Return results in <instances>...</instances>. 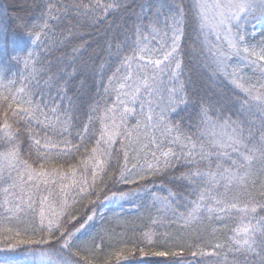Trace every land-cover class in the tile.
<instances>
[{
	"label": "snow or ice",
	"instance_id": "6c2138e0",
	"mask_svg": "<svg viewBox=\"0 0 264 264\" xmlns=\"http://www.w3.org/2000/svg\"><path fill=\"white\" fill-rule=\"evenodd\" d=\"M13 2L0 264H264V0Z\"/></svg>",
	"mask_w": 264,
	"mask_h": 264
},
{
	"label": "trees",
	"instance_id": "16d2710c",
	"mask_svg": "<svg viewBox=\"0 0 264 264\" xmlns=\"http://www.w3.org/2000/svg\"><path fill=\"white\" fill-rule=\"evenodd\" d=\"M6 6H7V8H8V13H7V15H8V16H11V15L14 14L15 4H14L13 0H0V19H5V18H6L5 15H4L5 7H6ZM8 24H9V28H10V26H11V21H10V20H8ZM2 27H3V25L0 24V28H2ZM9 38H10V39L13 38V37H12V33H11V31H9ZM24 39H25L26 41L28 40L27 37H24ZM28 46H30V41H28ZM124 207H125L126 210H132V209H130V206L127 205V204H125ZM148 259H157V258H148Z\"/></svg>",
	"mask_w": 264,
	"mask_h": 264
}]
</instances>
